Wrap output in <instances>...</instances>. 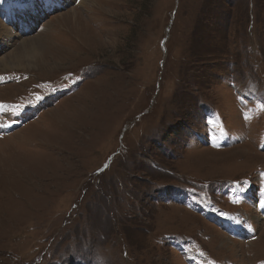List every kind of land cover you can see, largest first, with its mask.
<instances>
[{"label":"rangeland","instance_id":"obj_1","mask_svg":"<svg viewBox=\"0 0 264 264\" xmlns=\"http://www.w3.org/2000/svg\"><path fill=\"white\" fill-rule=\"evenodd\" d=\"M81 1L0 0V264H264V0Z\"/></svg>","mask_w":264,"mask_h":264},{"label":"bare ground","instance_id":"obj_2","mask_svg":"<svg viewBox=\"0 0 264 264\" xmlns=\"http://www.w3.org/2000/svg\"><path fill=\"white\" fill-rule=\"evenodd\" d=\"M84 0H82L80 2V5H84L85 2H83ZM14 21V20H13ZM2 25H1V29H2ZM22 31V30H21ZM29 31V30H28ZM25 34V33H24ZM3 36H7L6 34ZM4 38V37H3ZM0 43L2 45V43L5 44V42H3L2 38H0ZM37 45V44H36ZM20 48H18V50H14V52L8 53L6 56H2V58L0 59V69L5 70V69H12L13 68H24V67H19L21 66V62L25 61L27 63H30V61L32 60V58L34 57V53H33V49L32 46H34V43L31 41H28L26 39H23L20 44H19ZM40 46V45H39ZM1 50V49H0ZM1 57V56H0ZM34 61V60H33ZM34 63V62H33ZM15 64V65H14ZM29 65V64H28ZM3 72V71H2ZM12 86H10L11 88ZM5 89V87L3 88ZM197 151V150H195ZM202 157L201 158H210V157H214L216 154V152L211 151L209 149H206L205 151H200L199 152ZM255 154V153H254ZM256 155V154H255ZM232 246V245H231Z\"/></svg>","mask_w":264,"mask_h":264}]
</instances>
